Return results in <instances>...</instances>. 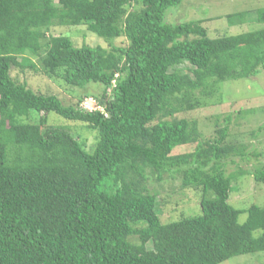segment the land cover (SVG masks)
Here are the masks:
<instances>
[{
	"label": "trees",
	"instance_id": "obj_1",
	"mask_svg": "<svg viewBox=\"0 0 264 264\" xmlns=\"http://www.w3.org/2000/svg\"><path fill=\"white\" fill-rule=\"evenodd\" d=\"M183 1L0 0V264H221L264 252V207L229 203L236 175L226 166L246 146L229 140L227 124L204 140L197 120L177 117L219 83L264 70V28L212 39L201 21H166ZM226 18L244 24L247 12ZM256 19L264 24V7ZM83 25L128 45L78 48L49 34ZM14 70L100 84L101 97L86 98L102 110L36 92ZM50 113L99 130L94 150ZM150 172L181 175L201 192V213L163 223ZM248 174L264 183V166Z\"/></svg>",
	"mask_w": 264,
	"mask_h": 264
},
{
	"label": "rangeland",
	"instance_id": "obj_2",
	"mask_svg": "<svg viewBox=\"0 0 264 264\" xmlns=\"http://www.w3.org/2000/svg\"><path fill=\"white\" fill-rule=\"evenodd\" d=\"M263 7L264 0H184L179 6L167 10L166 21L172 24L201 21L210 38L214 39L264 28V24L256 19V11ZM240 12H247L246 22L230 25L226 17ZM49 34L68 36L78 48L88 45L111 49V42L117 47L128 45L124 37L109 42L89 31L86 25L54 27ZM12 75L36 92L57 95L66 105H75L80 99L84 101L83 104L89 99L87 96L97 98L101 97L103 92V86L100 84L92 83L85 89H79L67 85L61 79L47 77L40 71L27 70L21 73L14 70ZM177 117L197 120L204 140L214 138L216 130L227 124L229 140L240 142L247 148V156L244 159L236 158L226 166L229 173L236 175L229 203L236 209H247L252 204L264 207V183L256 182L253 176L248 174V171L264 166V70L256 77L219 83L214 96L200 97L197 109L181 113ZM228 117L230 121L227 123ZM35 119L33 117V120ZM49 123L79 137L89 152L94 150L101 138L99 130L83 123L67 121L54 113H50ZM195 147L196 145L180 146L173 154L191 152ZM255 154L259 156L255 157ZM241 171L243 175H240ZM147 187L157 196V207L163 223L201 213V192L184 188L181 175L166 174L163 180L159 181L157 176L150 172ZM246 218L247 215L242 214L239 220L242 223ZM133 227L137 229L142 227V224ZM221 264H264V252L241 255Z\"/></svg>",
	"mask_w": 264,
	"mask_h": 264
},
{
	"label": "built area",
	"instance_id": "obj_3",
	"mask_svg": "<svg viewBox=\"0 0 264 264\" xmlns=\"http://www.w3.org/2000/svg\"><path fill=\"white\" fill-rule=\"evenodd\" d=\"M82 108L91 112L95 110H102L99 106H97L93 98L87 99L86 102L82 104Z\"/></svg>",
	"mask_w": 264,
	"mask_h": 264
}]
</instances>
